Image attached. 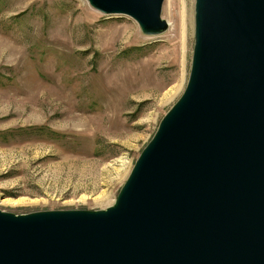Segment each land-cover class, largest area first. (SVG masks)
Segmentation results:
<instances>
[{"label":"water","instance_id":"water-1","mask_svg":"<svg viewBox=\"0 0 264 264\" xmlns=\"http://www.w3.org/2000/svg\"><path fill=\"white\" fill-rule=\"evenodd\" d=\"M166 31L165 0H88ZM186 87L105 209H0V264H264V0H195Z\"/></svg>","mask_w":264,"mask_h":264},{"label":"rangeland","instance_id":"rangeland-1","mask_svg":"<svg viewBox=\"0 0 264 264\" xmlns=\"http://www.w3.org/2000/svg\"><path fill=\"white\" fill-rule=\"evenodd\" d=\"M162 17L148 35L88 0H0V209L114 204L189 79L195 0H165Z\"/></svg>","mask_w":264,"mask_h":264},{"label":"bare ground","instance_id":"bare-ground-1","mask_svg":"<svg viewBox=\"0 0 264 264\" xmlns=\"http://www.w3.org/2000/svg\"><path fill=\"white\" fill-rule=\"evenodd\" d=\"M188 20H190V14L188 16L187 21H186L184 16L182 17V25H181V31H180V43H179L180 45L178 48V58L181 59V63L184 62L185 57H186V47H187L186 39H187V31L189 29ZM11 54L13 57H16V50L14 49V47H12V49H11ZM174 89H176V88L175 87L170 88L169 92L172 90L175 91ZM9 202L16 203V202H12V201H9Z\"/></svg>","mask_w":264,"mask_h":264}]
</instances>
